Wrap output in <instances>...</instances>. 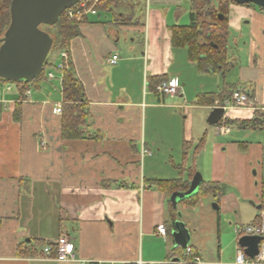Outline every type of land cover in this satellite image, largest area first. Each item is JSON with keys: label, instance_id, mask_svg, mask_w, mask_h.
Listing matches in <instances>:
<instances>
[{"label": "crops", "instance_id": "crops-1", "mask_svg": "<svg viewBox=\"0 0 264 264\" xmlns=\"http://www.w3.org/2000/svg\"><path fill=\"white\" fill-rule=\"evenodd\" d=\"M179 1L146 0L155 6L147 18L134 14L140 0L124 2L113 18H83L68 53L69 68L83 86L82 138L61 137V82L46 80L23 101L16 89L0 91V264H77L20 255L36 242L56 245L62 238L73 242L79 260L94 264H167L175 228L168 223L165 194L150 183L185 181L191 171L203 182L221 184L223 193L179 206L188 246L203 264H235L237 251L244 252L241 229L256 224L264 206V146L236 135L225 141L230 125L225 136L214 127L218 140L203 135L195 143L185 111L211 112L217 103L198 106L197 97L218 94L228 84L245 92L249 103L223 119L238 113L235 119L247 122L264 112V13L233 5L228 14L234 66L238 60L240 69L244 61L255 76L244 86L241 79L226 82L222 73H198L186 50L172 48L170 28L186 26L178 22L194 8L193 0L190 9ZM113 53L120 61L109 67L105 60ZM58 62L56 52L50 63ZM154 77L176 80L178 95L155 96L148 88ZM160 224L164 239L156 232Z\"/></svg>", "mask_w": 264, "mask_h": 264}, {"label": "trees", "instance_id": "trees-1", "mask_svg": "<svg viewBox=\"0 0 264 264\" xmlns=\"http://www.w3.org/2000/svg\"><path fill=\"white\" fill-rule=\"evenodd\" d=\"M195 0H193L194 3ZM217 2V9L209 4L206 17L211 22L210 24H199L197 14L193 12L190 14L191 22L188 26H172L170 28V45L175 49L186 50L187 59L193 63L200 74H218L225 75L230 71L234 64L232 56L229 54V27H228V14L231 6L238 5L234 0H215ZM127 5L126 0H100L95 10L96 15L99 13H112L114 8L121 5ZM10 3L11 0H0V38L3 37L4 32L10 23ZM241 6V5H239ZM254 7L251 4L242 5ZM258 8V7H257ZM261 12L263 10L258 8ZM86 18V17H84ZM75 19L67 17V11H64L58 18L57 22L52 27L42 26L41 30L46 32L53 40L51 50L55 52L65 51L70 52V42L78 37L79 25ZM50 50V51H51ZM66 68L62 73V96L63 104L61 106V137L67 139H80L83 135V129L86 126L87 113L82 105L78 104L83 99V86L80 81L74 76L70 67V62L65 64ZM52 66L50 60L46 58L43 69L39 76L31 81H19L14 83L17 91L18 100H25L26 93L32 92L39 88V85L46 81V71ZM167 81L164 77L148 78V88L155 96L156 86L162 82ZM9 83L0 79V84ZM11 83V82H10ZM234 86L226 84L224 90L218 94H205L198 96L195 105L201 106H223L230 100ZM19 105L14 107L13 118L18 120ZM254 117L250 121H233L237 127L246 129H256L264 127V112H254ZM263 120V121H262ZM226 124L233 123L231 120L225 119ZM198 148V147H197ZM196 148V149H197ZM188 144H183V157L185 160ZM183 168V166L181 167ZM189 171V170H188ZM194 176V171L189 173L187 180H173V181H152L153 185L160 193L165 194L167 198V213L168 223L172 228L175 222L179 220L178 211L180 205L195 206L196 203L207 197H220L223 193L222 186L219 183L203 182L196 196L178 204L175 208L169 202L170 196L175 192H185L189 188V182ZM261 200L264 202V183H262ZM258 222V221H257ZM255 222V223H257ZM50 247V258L56 255V245L47 244L44 242H36L35 247L28 249L22 253L21 256H40L45 257L43 252L44 247ZM196 255L193 251L189 255L184 254V250L179 247L173 248L172 254L168 256V262L176 259L179 264H192V258Z\"/></svg>", "mask_w": 264, "mask_h": 264}, {"label": "water", "instance_id": "water-1", "mask_svg": "<svg viewBox=\"0 0 264 264\" xmlns=\"http://www.w3.org/2000/svg\"><path fill=\"white\" fill-rule=\"evenodd\" d=\"M80 0H11L10 23L0 38V79L12 83L31 81L39 76L44 62L52 48V38L42 26L52 27L61 14L75 6ZM238 5L251 4L264 11V0H234ZM222 108H213L207 123L215 126L222 119ZM203 183L196 173L185 192H175L169 202L175 208L178 204L197 195ZM172 233L174 247L184 250L189 241V233L180 221L175 222ZM260 237L244 236L239 239V246L244 249V256L253 259L258 254ZM174 259L167 264H176ZM179 264V263H178Z\"/></svg>", "mask_w": 264, "mask_h": 264}, {"label": "built area", "instance_id": "built-area-1", "mask_svg": "<svg viewBox=\"0 0 264 264\" xmlns=\"http://www.w3.org/2000/svg\"><path fill=\"white\" fill-rule=\"evenodd\" d=\"M100 0H80L75 6L66 10L67 17L69 19H75L77 22H80L84 17L88 15H96V6ZM69 61V54L65 51L59 53V62L53 65L46 71V80L47 81H57L62 82V73L65 70V64ZM120 61V56L118 53L111 54L106 58L105 63L109 67L116 66ZM13 87L9 85H1L0 89L4 91H10ZM156 93L159 97H176L179 93V86L174 79L167 80L160 83L156 86ZM30 92L26 93V96H29ZM249 102L248 95L240 90H235L232 92L231 98L223 106L215 105L214 108H222L224 112L229 110H239L246 107ZM57 115L61 116V106H57ZM216 131L220 136H225L229 134L230 129L227 126L224 120L216 126ZM44 145V143H42ZM143 155L148 154L147 151L142 152ZM156 232L161 238H166V227L163 224H160L156 227ZM242 236H256L261 238V242L258 245V254L253 259H249L244 256V252L239 249L235 256V264H264V206L260 210V215L258 222L254 225L243 227L241 229ZM44 254L47 258H50V247L46 246L43 249ZM192 253V249L187 246L184 249V254L189 255ZM194 255V254H193ZM54 259L58 262L63 263H77V264H94L93 262H87L79 260L74 244L71 241H68L62 238L56 244V255ZM192 264H203L198 256L194 255L192 258ZM140 264V263H139Z\"/></svg>", "mask_w": 264, "mask_h": 264}, {"label": "rangeland", "instance_id": "rangeland-1", "mask_svg": "<svg viewBox=\"0 0 264 264\" xmlns=\"http://www.w3.org/2000/svg\"><path fill=\"white\" fill-rule=\"evenodd\" d=\"M126 2H128V0H126ZM179 2L182 5V8L190 9L191 4L188 0H180ZM139 3H140V7H139L138 11L134 12V14L136 15V18H147L148 14H150L149 9L151 11V17H152V10L154 9L153 7H155V6L149 7L148 3H146V0H140ZM193 4H194L193 9H194V12L198 16L199 24H203V23L210 24L211 22L206 17V12H207L209 4L211 6H213L215 9H217V2L215 0H195ZM124 8H126V7H124ZM163 8L165 9L166 7L163 6ZM253 8L258 10V8L256 6H254ZM126 9L129 10L128 12L130 14L131 9H129V7ZM119 11H121V8H114L112 13H99L95 18H113L112 14H115V12H119ZM168 15L169 14L167 13L164 18H170V17H167ZM189 19H190L189 16H186L185 22L181 21V23L178 22V24L188 26L191 22ZM239 47L244 48L242 44H240ZM55 54H56L55 50H51L47 56L48 60H53ZM243 56L244 55L241 54L238 57L243 58ZM240 62H241V65H243L242 68L239 69V62L237 60V62H236L237 67L234 66V68H232L230 71H228L225 74L226 75L225 80H226V82L232 83V82H239L241 79L242 81L240 83L244 86H248V85H250L249 84L250 81L254 82L255 76L253 75L252 72L247 71L245 69L244 61H240ZM232 63L234 64L235 61H233ZM260 74H262V73H260ZM245 79H247L246 82H244ZM5 84L12 86L13 89H15L14 83L9 82V83H5ZM260 85H261V77H260V79H258V86L260 87ZM0 91H1V89H0ZM12 93L14 94V91H12ZM186 112H187V114H185V115H188V114L190 115L189 116L190 129L192 130L193 139L196 140L195 143H197L203 137V135L208 137V141L209 140L212 141L213 139L218 140L213 135V131L215 132V129H214L215 126H210L207 123V118H208L210 111H208V110H204V111L186 110L185 113ZM228 112L229 111H226V114H224V116L227 117ZM238 115H239L238 113H234V114L232 113V115H230V116L228 115V117H230L229 119L233 122L234 120H238V119H235L236 117H238ZM252 117L255 118L254 116H252ZM230 126H231L230 129L232 130V133L230 136L225 138V141L229 140L230 137H233L234 135H236L239 139H242V141H245V143L246 142H249V143L258 142L264 146V130L245 132V129L238 128L234 122L231 123ZM206 131H208V132H206ZM208 153H209V151L207 149L206 155H208ZM205 161H206V163H208L210 161L208 156L205 157ZM261 163L264 166V157H263V161ZM202 165H204V164H202ZM179 210H180V207H179ZM180 215H181V213H180Z\"/></svg>", "mask_w": 264, "mask_h": 264}]
</instances>
